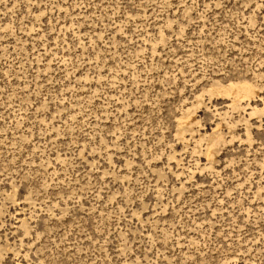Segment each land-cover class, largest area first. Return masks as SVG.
Masks as SVG:
<instances>
[{
  "label": "rangeland",
  "instance_id": "374dc122",
  "mask_svg": "<svg viewBox=\"0 0 264 264\" xmlns=\"http://www.w3.org/2000/svg\"><path fill=\"white\" fill-rule=\"evenodd\" d=\"M0 264H264V0H0Z\"/></svg>",
  "mask_w": 264,
  "mask_h": 264
}]
</instances>
